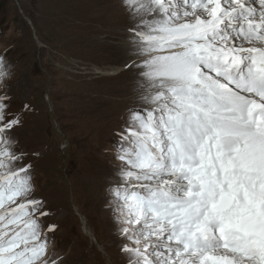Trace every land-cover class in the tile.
<instances>
[{"label": "snow or ice", "instance_id": "1", "mask_svg": "<svg viewBox=\"0 0 264 264\" xmlns=\"http://www.w3.org/2000/svg\"><path fill=\"white\" fill-rule=\"evenodd\" d=\"M129 104L101 191L125 264H264V0H118ZM0 52V264H70ZM63 150H68L62 145Z\"/></svg>", "mask_w": 264, "mask_h": 264}, {"label": "rangeland", "instance_id": "2", "mask_svg": "<svg viewBox=\"0 0 264 264\" xmlns=\"http://www.w3.org/2000/svg\"><path fill=\"white\" fill-rule=\"evenodd\" d=\"M124 26L118 0H0V52L15 65L13 110L31 106L20 146L70 264H125L101 191L129 104L126 78L102 69L117 62Z\"/></svg>", "mask_w": 264, "mask_h": 264}, {"label": "bare ground", "instance_id": "3", "mask_svg": "<svg viewBox=\"0 0 264 264\" xmlns=\"http://www.w3.org/2000/svg\"><path fill=\"white\" fill-rule=\"evenodd\" d=\"M101 70V69H100ZM102 70H104V71H106V73L105 74H112V73H119L118 71H116V70H114L113 69V67H111V68H107V69H102ZM79 214V213H78ZM79 216L81 217V219H82V221H84L83 223H85L86 224V222H85V219L79 214ZM84 219V220H83ZM86 233H89V234H91L87 229H86ZM94 242H95V240H94ZM99 244H97V246H98ZM99 247V246H98ZM100 248V247H99ZM102 249V248H101Z\"/></svg>", "mask_w": 264, "mask_h": 264}]
</instances>
